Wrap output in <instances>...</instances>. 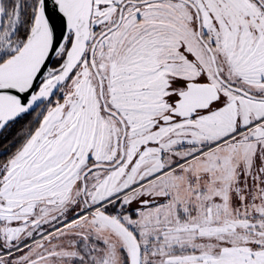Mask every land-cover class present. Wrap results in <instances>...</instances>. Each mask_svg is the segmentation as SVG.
Returning a JSON list of instances; mask_svg holds the SVG:
<instances>
[{
  "label": "snow or ice",
  "instance_id": "6c2138e0",
  "mask_svg": "<svg viewBox=\"0 0 264 264\" xmlns=\"http://www.w3.org/2000/svg\"><path fill=\"white\" fill-rule=\"evenodd\" d=\"M0 264H264V0H0Z\"/></svg>",
  "mask_w": 264,
  "mask_h": 264
},
{
  "label": "trees",
  "instance_id": "16d2710c",
  "mask_svg": "<svg viewBox=\"0 0 264 264\" xmlns=\"http://www.w3.org/2000/svg\"><path fill=\"white\" fill-rule=\"evenodd\" d=\"M29 126L21 122L14 127L7 128L0 136V159H3V153L11 148L12 143L26 135Z\"/></svg>",
  "mask_w": 264,
  "mask_h": 264
},
{
  "label": "water",
  "instance_id": "95a60500",
  "mask_svg": "<svg viewBox=\"0 0 264 264\" xmlns=\"http://www.w3.org/2000/svg\"><path fill=\"white\" fill-rule=\"evenodd\" d=\"M7 129V128H6ZM5 130H0V136L3 134Z\"/></svg>",
  "mask_w": 264,
  "mask_h": 264
},
{
  "label": "rangeland",
  "instance_id": "374dc122",
  "mask_svg": "<svg viewBox=\"0 0 264 264\" xmlns=\"http://www.w3.org/2000/svg\"><path fill=\"white\" fill-rule=\"evenodd\" d=\"M6 3H11V0H5Z\"/></svg>",
  "mask_w": 264,
  "mask_h": 264
}]
</instances>
